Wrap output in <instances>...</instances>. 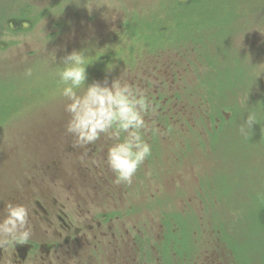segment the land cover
Returning <instances> with one entry per match:
<instances>
[{
    "label": "rangeland",
    "instance_id": "374dc122",
    "mask_svg": "<svg viewBox=\"0 0 264 264\" xmlns=\"http://www.w3.org/2000/svg\"><path fill=\"white\" fill-rule=\"evenodd\" d=\"M24 15L33 23H22L19 31L5 27L1 37L8 45L0 47V160L19 161V168L0 166L9 168L0 182L19 177L22 193L33 183V170L50 171L52 180L59 176L55 159L72 168L66 172L70 179L87 163L86 146H77L66 131L68 101L63 84L55 81L68 53L89 48L90 82L130 83L124 72L142 71L132 67V47L149 55L180 52L191 63L183 71V84L194 92L190 105L199 108L188 110L186 128L180 129L174 115V131L148 140L151 155L124 201L130 214L126 228L137 225L135 244L124 250L137 262L199 264L218 251L212 246L218 243L232 247L242 264H264V0H0V25ZM37 53L44 55L33 58ZM104 56L108 59L100 60ZM53 82L56 93L49 96ZM224 110L232 113L228 121ZM249 113L257 121L252 127L245 123ZM147 115L149 130L161 132L152 112ZM59 152L63 155L53 156ZM173 174L186 182H167ZM155 187L162 191L151 197ZM108 200L85 192L80 198L97 216L114 210L111 204L99 207ZM102 251L100 262L108 255L113 259V250ZM90 258L85 253L83 261Z\"/></svg>",
    "mask_w": 264,
    "mask_h": 264
},
{
    "label": "flooded vegetation",
    "instance_id": "af4514ba",
    "mask_svg": "<svg viewBox=\"0 0 264 264\" xmlns=\"http://www.w3.org/2000/svg\"><path fill=\"white\" fill-rule=\"evenodd\" d=\"M137 50L139 49L132 47L129 55L132 67L136 70L140 66L141 73L134 75L128 69L124 75L128 79H133L130 84L144 91L152 104L153 111L151 109L149 112H152V117L155 118L154 126H161L159 133L149 130L152 122L146 114L147 128L143 132L144 139L148 141L159 135L164 136L171 130L174 131L171 122L174 115L178 126L181 125L180 129L186 128L188 110L199 108V105L197 107L190 105L194 92H191L188 85L183 84V71H187L191 63L181 56L180 52L174 57L167 52L149 55L137 53ZM122 75L123 73L120 76ZM147 88L150 90L149 95L145 92ZM224 117L228 121L232 118V113L231 115L229 112L225 113ZM197 122L198 119H196ZM113 143L114 141L107 135H102L99 141L86 146L85 151L87 155H92L93 166L100 179L90 173L91 168H86L88 171L80 170V167H77L76 178L70 179L66 172L72 168H63L59 161L61 167L59 176L52 180L50 171H34L33 183L22 193H19V177L11 180L8 185L0 182V219L6 215L5 206L8 203L23 204L30 212L31 233L40 231L36 238L29 237L27 240L0 243V264H67L74 259L72 264H154L147 261L137 262L129 251L124 250L126 245L132 247L135 244L137 225L134 224L132 229H128L124 223L127 221L126 217H130L128 209L123 210V208L132 182L119 184L115 182V174L107 164L108 148ZM50 146L48 143L47 147ZM57 155L62 156L63 153L59 152ZM177 160H179L178 156ZM0 166L19 168V161L1 159ZM8 169L0 167V178L5 176ZM182 178V174H173L167 182L181 186V183L186 182ZM39 183H42V187L47 184L46 191L39 189ZM91 187L95 192H91ZM155 188L157 191H153L151 197H156L157 192H161L160 187ZM84 192L88 196L94 193L110 199L99 207L107 208L111 204L114 210L97 216L93 211V205L88 209L80 202ZM181 198L182 201L191 204L186 197ZM147 227L152 229L154 225L151 223ZM138 230L146 234V229ZM2 239L0 237V240ZM217 239L218 237L216 241ZM212 246L216 247L217 244ZM105 248L113 250V259L111 255H108L104 257L106 260L100 262L97 257L104 251L99 254V250ZM208 250L211 249L208 248ZM85 253L91 257L87 261H83ZM220 253L214 249L208 254L206 260L196 263L242 264L233 260H223ZM174 264H190V262L179 261Z\"/></svg>",
    "mask_w": 264,
    "mask_h": 264
},
{
    "label": "clouds",
    "instance_id": "9594fccd",
    "mask_svg": "<svg viewBox=\"0 0 264 264\" xmlns=\"http://www.w3.org/2000/svg\"><path fill=\"white\" fill-rule=\"evenodd\" d=\"M89 48L73 50L62 58L63 67L56 75L63 84L62 96L70 114L66 131L79 147L94 144L103 135L114 143L108 148L107 164L115 174V182L131 183L132 178L151 155L152 146L144 139L145 115L152 104L144 91L118 78L88 82ZM28 75H31L29 70ZM257 122L249 113L245 123ZM241 133L245 128L241 126ZM6 215L0 219V243L27 240L31 235L30 212L23 204L8 203Z\"/></svg>",
    "mask_w": 264,
    "mask_h": 264
},
{
    "label": "trees",
    "instance_id": "16d2710c",
    "mask_svg": "<svg viewBox=\"0 0 264 264\" xmlns=\"http://www.w3.org/2000/svg\"><path fill=\"white\" fill-rule=\"evenodd\" d=\"M28 8V11H30L31 9H30V6H28L27 7ZM22 23H25L26 25H30V24H32L33 23V21H31V20H29V19H27L26 18V16L24 15L23 17H21V16H19V19L18 18H16V17H13V18H8V19H6V24L4 25V26H2V25H0V47H2V48H4V47H6L7 45H8V43L6 42V41H3V40H1V37H2V33H3V30H5V27H10L11 29H12V31H16V30H13L14 28H13V26H16V28H17V30L19 31L20 29H22L23 27H22ZM103 59H108V56H104L103 58H100V60H103ZM60 69V68H59ZM104 71H105V68L104 67H102V70L99 72V74H104ZM89 76V75H88ZM90 77H92V75L90 76ZM90 77H88V80H89V78ZM59 78H58V76L56 75V81L58 80ZM77 151V150H76ZM76 151L74 152V153H76ZM87 155V154H86ZM88 156H91V155H88ZM87 163L85 164H80L79 166H78V168L80 167V170H85L86 168H91V171H90V173H92L93 175H95L97 178H99V174H98V172L96 171V169H94L93 168V161H92V159H91V157H89L88 158V161H86ZM56 164L58 165V166H60L59 164H58V162L56 161ZM63 168H65V167H63ZM66 169H71V168H66ZM86 170H88V169H86ZM46 171H48V170H46ZM89 171V170H88ZM49 172V171H48ZM100 179V178H99ZM95 181H93V183H94ZM262 215H264V212L262 213ZM261 225H262V227H264V223L262 224L261 223ZM231 249H232V252L235 254V256H237L236 255V252L233 250V248L231 247Z\"/></svg>",
    "mask_w": 264,
    "mask_h": 264
}]
</instances>
